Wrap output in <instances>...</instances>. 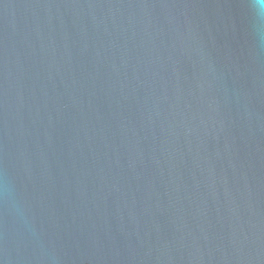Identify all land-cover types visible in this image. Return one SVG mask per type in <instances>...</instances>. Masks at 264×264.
<instances>
[{"label":"water","instance_id":"obj_1","mask_svg":"<svg viewBox=\"0 0 264 264\" xmlns=\"http://www.w3.org/2000/svg\"><path fill=\"white\" fill-rule=\"evenodd\" d=\"M0 264H264V0H0Z\"/></svg>","mask_w":264,"mask_h":264}]
</instances>
